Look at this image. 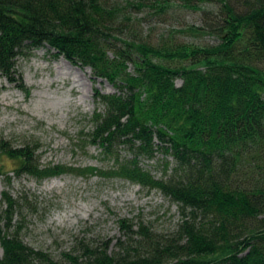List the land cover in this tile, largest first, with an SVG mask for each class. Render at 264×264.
Instances as JSON below:
<instances>
[{
	"label": "trees",
	"instance_id": "obj_1",
	"mask_svg": "<svg viewBox=\"0 0 264 264\" xmlns=\"http://www.w3.org/2000/svg\"><path fill=\"white\" fill-rule=\"evenodd\" d=\"M178 1L194 10L219 6L202 31L217 43L178 42L172 34L156 44L119 40L120 8L107 0H0V73L8 81L28 93L16 59L46 45L115 88H95L86 135V145L113 162L109 170L42 165L37 140L16 146L0 138V157L38 180L75 173L158 189L183 216L169 236L120 220L125 238L117 250L80 241L81 255L68 264H264V0H244V9L237 0ZM119 146L131 156L120 160ZM154 153L175 161L166 178L141 166ZM21 201L0 197V264H57L23 241Z\"/></svg>",
	"mask_w": 264,
	"mask_h": 264
},
{
	"label": "rangeland",
	"instance_id": "obj_2",
	"mask_svg": "<svg viewBox=\"0 0 264 264\" xmlns=\"http://www.w3.org/2000/svg\"><path fill=\"white\" fill-rule=\"evenodd\" d=\"M107 1L120 8L119 40L156 44L172 34L178 42L217 43L216 34L202 32L207 17L219 12L217 4L205 2L201 10H194L183 7L178 0ZM236 3L239 9L245 8L244 0ZM16 69L28 93L0 73V138L16 146L37 140L42 165L109 170L113 162L100 153L97 145H86V135L92 129L97 107L95 88L102 93H112L115 88L105 79L93 80L88 67L72 64L46 45L23 51L16 59ZM117 152L120 160L131 156L128 146H119ZM140 162L157 178H166L175 166L173 158L159 153L152 158L142 156ZM166 164L168 172L164 175ZM17 166L16 160L0 157V169L7 174H0V197L8 192L22 199V212L16 219L23 220V241L57 264H68V256H80V241L91 246L107 243L111 251L117 250L118 239L125 238L120 220L131 221L135 230L144 224L166 236L172 235L182 221L179 204L158 189L118 177L75 173L38 180L14 173ZM2 253L0 245V256Z\"/></svg>",
	"mask_w": 264,
	"mask_h": 264
}]
</instances>
